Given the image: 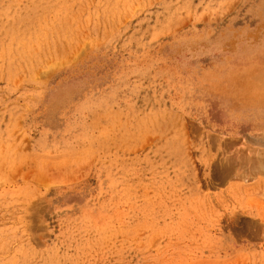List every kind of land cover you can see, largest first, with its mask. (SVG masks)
I'll list each match as a JSON object with an SVG mask.
<instances>
[{
  "label": "rangeland",
  "instance_id": "374dc122",
  "mask_svg": "<svg viewBox=\"0 0 264 264\" xmlns=\"http://www.w3.org/2000/svg\"><path fill=\"white\" fill-rule=\"evenodd\" d=\"M0 264H264V0H0Z\"/></svg>",
  "mask_w": 264,
  "mask_h": 264
}]
</instances>
